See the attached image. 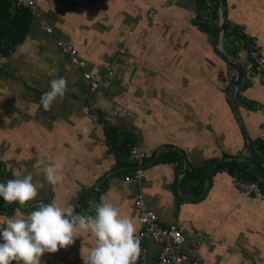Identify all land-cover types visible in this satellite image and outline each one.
<instances>
[{
  "label": "crops",
  "instance_id": "1",
  "mask_svg": "<svg viewBox=\"0 0 264 264\" xmlns=\"http://www.w3.org/2000/svg\"><path fill=\"white\" fill-rule=\"evenodd\" d=\"M225 2L229 26L239 27L264 53V0ZM36 3L38 15L24 39L0 56V162L8 175L14 179L16 173H32L39 185L36 205L55 201L72 205L76 214L94 216L96 205L110 202L138 228L131 200L137 188L127 178L130 173L125 176L130 162L107 150L102 126L95 120L99 116L127 132L131 145L145 152L138 185L143 200L161 224L178 226L185 237L181 247L197 245L199 264H264V198L241 194L225 171L211 173L201 197L186 198L202 193L204 178L198 194L197 180L178 184L185 172L180 174L181 155V162L157 161L166 151L178 153L166 149L157 155L165 145L180 150L194 167L223 155L248 157L239 123L248 139L264 142V78L251 70L253 59L241 42L222 45L220 38L222 52L242 67L240 95L261 108L248 109L234 99V114L225 92L234 71L213 44L219 0H208L200 8L197 0ZM202 22L208 29L198 27ZM58 38L75 47L80 66L68 62L55 44ZM83 70L100 80L96 90L88 89ZM59 77L68 81L67 91L45 111L37 92L50 90V81ZM113 103L125 108L124 117L110 112ZM253 152L261 163L263 156ZM50 163L63 170L64 180L55 187L40 171ZM31 210L15 208L0 218ZM93 245L94 237L83 233L74 244L45 253L41 264H83L81 249ZM143 245L142 264H155L158 243L144 240Z\"/></svg>",
  "mask_w": 264,
  "mask_h": 264
},
{
  "label": "clouds",
  "instance_id": "2",
  "mask_svg": "<svg viewBox=\"0 0 264 264\" xmlns=\"http://www.w3.org/2000/svg\"><path fill=\"white\" fill-rule=\"evenodd\" d=\"M67 84L64 77L50 81V90L40 99L45 111L50 110L57 98L64 97ZM40 171L53 187L64 180L60 164L50 163ZM14 175V179L0 182V198L23 208L37 197L39 185L33 183L30 172ZM136 232L133 218L122 215L110 202L101 201L96 205L94 216L76 214L70 204L40 202L27 215L0 218V264H41L45 253H55L74 244L83 233L94 237L91 248L81 249L83 264H136L141 251Z\"/></svg>",
  "mask_w": 264,
  "mask_h": 264
},
{
  "label": "trees",
  "instance_id": "3",
  "mask_svg": "<svg viewBox=\"0 0 264 264\" xmlns=\"http://www.w3.org/2000/svg\"><path fill=\"white\" fill-rule=\"evenodd\" d=\"M207 2L208 0H197L198 8L206 5ZM32 19L33 16L29 12V10L23 6L17 5L15 0H0V56L8 55L12 51L13 47L24 39ZM197 25L202 30H205L206 28L208 29L206 23L204 24L202 22L198 23ZM215 28L216 27L214 26L213 31H215ZM221 40L222 45L227 41L241 42V45L247 51L249 59L252 60V58L249 56V51L251 50L253 43L250 38H248L244 33L239 30V27H230L229 23L224 20L221 32ZM251 70L253 72H257L254 62L251 64ZM2 72L5 73L4 71ZM232 79L233 77L230 78L229 84L225 89L226 94H228L230 91V82L232 81ZM246 84H244V86ZM241 88L242 86H239L233 94L235 102H238L241 106L246 107L248 109H260L261 106L258 103L252 100H248L240 95L239 90ZM37 96L38 98H41L42 94L37 92ZM95 120L102 126L107 150L112 152L117 160H124L126 158L128 160V149L131 145L130 135L127 132L123 133V131H119V129L109 126L99 116H97ZM249 141L251 143L253 151L258 153L260 156H263V159L260 164L264 168V142L260 138L249 139ZM223 157L226 158L227 156L223 155ZM180 159V154L173 151H166L157 159V161L171 162L176 160L178 162H181ZM213 160L214 158L210 159L209 161L205 162V164L201 167H194L187 164V168L183 175L180 177L178 184H190L191 182H193V180H197L195 192L199 194L203 186L202 183L204 178V169L206 165ZM128 162L130 161L128 160ZM129 164V172L127 170L125 172V176H127L131 172L132 163ZM216 171H225L234 179H239L242 181L256 180L260 186V196L264 198V185L259 180L255 170L251 165H248L247 163L241 161H224L213 165L211 173H214ZM10 179L12 178L8 175L3 164L0 162V182H4ZM176 198L179 199L178 197ZM43 202L47 203L46 200H44ZM35 203L36 201L28 202V204H26L28 205L27 209H34L36 205ZM15 208L22 207L16 202L12 204H7L3 201L2 198H0V214H8Z\"/></svg>",
  "mask_w": 264,
  "mask_h": 264
},
{
  "label": "built area",
  "instance_id": "4",
  "mask_svg": "<svg viewBox=\"0 0 264 264\" xmlns=\"http://www.w3.org/2000/svg\"><path fill=\"white\" fill-rule=\"evenodd\" d=\"M15 2L17 5L27 8L33 18L38 15L36 0H15ZM39 26L45 33H51L52 31L44 22H39ZM55 44L66 53L69 63L77 66L81 65L77 58L75 47L68 41L58 38L55 39ZM249 56L253 59L258 74L264 78V53L253 44L249 51ZM107 74H109V71H107ZM82 77L86 81L89 90L93 91L99 87L100 80L93 73L83 70ZM110 112L115 117H124L125 108L118 103H113ZM145 156V152L138 146H129L128 160L132 163V169L127 178L137 188L131 200L136 211V221L139 225L136 235L140 238L141 248L136 264L143 263L145 253L144 240H151L159 245L155 264H199L197 245L188 244L181 247L185 242V237L178 226L174 222L161 224L155 212L144 202L138 185L144 177ZM234 185L243 195H260V186L256 180L242 181L234 179Z\"/></svg>",
  "mask_w": 264,
  "mask_h": 264
},
{
  "label": "water",
  "instance_id": "5",
  "mask_svg": "<svg viewBox=\"0 0 264 264\" xmlns=\"http://www.w3.org/2000/svg\"><path fill=\"white\" fill-rule=\"evenodd\" d=\"M218 12H219V21H218V24H217V27H216L215 36H214V39H213V44L217 46L216 52L219 55V57L221 59H223L224 62L228 66H230L233 69V71H234V77H233L232 81L230 82L229 99H230V105H231L232 111L234 112V114H237V110H236L235 103H234L233 93H234V91H236L238 89V86H239V83H240V79H241V76H242V67H241L240 64L236 63L235 61L230 59L228 56H226L222 52L220 47H219L220 46V38H221L222 26H223V23H224V20H225V13H226V2H225V0H219V11ZM239 127H240V130H241L242 134H243V137H244V140H245V144H246L248 152H249L248 157H245V158L236 157V156L226 157V158L221 157V158H217V159L211 161L205 167V174H204V184H205V186L202 189V193L200 195H186L184 197L190 198V199L191 198L193 199V198L201 197L203 195L204 191L206 190V186L210 182L211 169H212L213 165H215L217 163L224 162V161H241V162L248 163L249 165H251L253 167V169L255 170L259 180L264 185V168L259 163V161L256 159L255 154H254V152L252 150V147H251V143H250L247 135L245 134L243 127L240 125V123H239ZM166 149L175 150L182 156L183 167H182V169L180 171V174H182L185 171V169H186L187 163H186V160L183 158V155H182L181 151L177 150V149H173V147L170 146V145H165L164 147H162L158 151L157 155L162 153ZM154 159H152V160H154ZM40 202H43V201L40 200L38 202V204ZM27 207H28V205L24 206V208H27Z\"/></svg>",
  "mask_w": 264,
  "mask_h": 264
},
{
  "label": "flooded vegetation",
  "instance_id": "6",
  "mask_svg": "<svg viewBox=\"0 0 264 264\" xmlns=\"http://www.w3.org/2000/svg\"><path fill=\"white\" fill-rule=\"evenodd\" d=\"M26 206V205H25Z\"/></svg>",
  "mask_w": 264,
  "mask_h": 264
}]
</instances>
